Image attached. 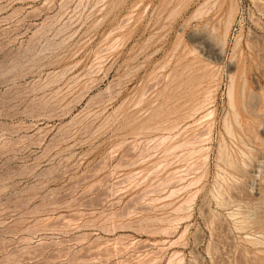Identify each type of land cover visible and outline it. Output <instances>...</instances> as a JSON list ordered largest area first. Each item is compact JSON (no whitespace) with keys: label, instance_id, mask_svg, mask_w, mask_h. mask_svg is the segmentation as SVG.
<instances>
[{"label":"rangeland","instance_id":"374dc122","mask_svg":"<svg viewBox=\"0 0 264 264\" xmlns=\"http://www.w3.org/2000/svg\"><path fill=\"white\" fill-rule=\"evenodd\" d=\"M0 264H264V0H0Z\"/></svg>","mask_w":264,"mask_h":264},{"label":"bare ground","instance_id":"6f19581e","mask_svg":"<svg viewBox=\"0 0 264 264\" xmlns=\"http://www.w3.org/2000/svg\"><path fill=\"white\" fill-rule=\"evenodd\" d=\"M201 12H202V11H201ZM199 13H200V12H199ZM196 32H197V31H196ZM224 38H225V37H224ZM201 43H202V42H201ZM194 110H195V109H194ZM194 110H193V111H194ZM193 111H192V113H193ZM195 113H196V112H195ZM193 114H194V113H193ZM206 115H207V114H206ZM209 115H210V114H209ZM209 115H208V116H209ZM203 117H204V115H203ZM201 118H202V117H201ZM198 137H199V136H198ZM166 138H167V137H166ZM163 140H164V139H163ZM193 141H194V140H193ZM199 141H200V140H199ZM189 144H190V143H189ZM197 144H198V143H197ZM180 145H181V144H180ZM183 145H184V144H183ZM183 145H182V146H183ZM187 145H188V144H187ZM182 146H181V147H182ZM188 146H189V145H188ZM173 147H174V146H173ZM200 149H201V148H200ZM171 150H172V149H171ZM173 150H174V149H173ZM193 150H194V149H193ZM199 152H200V151H199ZM201 152L203 153V151H201ZM188 154H189V153H188ZM197 154H198V153H197ZM199 154H201V153H199ZM199 154H198V155H199ZM192 156H193V155H192ZM194 156H195V155H194ZM231 160H232V159H231ZM231 164H232V163H231ZM173 191H174V189H173ZM171 193H173V192H171Z\"/></svg>","mask_w":264,"mask_h":264}]
</instances>
